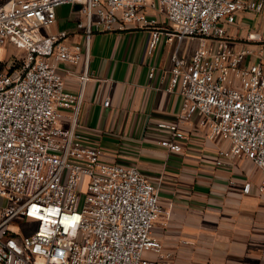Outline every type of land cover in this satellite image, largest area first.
Instances as JSON below:
<instances>
[{
	"label": "built area",
	"instance_id": "1",
	"mask_svg": "<svg viewBox=\"0 0 264 264\" xmlns=\"http://www.w3.org/2000/svg\"><path fill=\"white\" fill-rule=\"evenodd\" d=\"M64 3L79 4L80 17L71 30H51L55 7ZM263 6L264 0L0 1V47L21 52L0 60V264H180L152 233L163 211L157 184L135 164L106 159L79 130L95 31L146 28L149 54L164 36L178 43L196 38L188 60L178 48L171 55L166 90L178 86L182 100L173 120L154 123L157 143L180 152L184 124L207 127L210 138L227 142L215 163L248 159L260 169L263 191L264 66L242 63L246 50L231 48L225 26L238 11ZM72 32L82 33L83 44L68 40ZM61 63L83 64L75 91L65 88ZM250 186L244 182L242 191Z\"/></svg>",
	"mask_w": 264,
	"mask_h": 264
},
{
	"label": "crops",
	"instance_id": "2",
	"mask_svg": "<svg viewBox=\"0 0 264 264\" xmlns=\"http://www.w3.org/2000/svg\"><path fill=\"white\" fill-rule=\"evenodd\" d=\"M3 1V0H0ZM149 12L152 13L151 10ZM51 30L73 29L79 12L74 5L55 7ZM165 24V22H163ZM226 38L234 50L245 49L242 63L264 66V6L243 9L226 25ZM70 42L83 44L80 32ZM149 30L127 24L123 28L95 31L89 48L79 130L89 143L103 147L108 160L138 166L159 188L162 213L152 233L180 264H264V190L258 189L260 169L245 158L215 163L216 150L227 145L212 139L208 128L184 124L182 150L170 152L157 143V120H173L180 109L178 86L167 91L171 55L189 59L197 39L162 37L147 53ZM155 70L148 77L150 66ZM65 88L75 91L76 73L83 69L60 64ZM109 99L104 105L103 100ZM250 181L248 192L242 191Z\"/></svg>",
	"mask_w": 264,
	"mask_h": 264
},
{
	"label": "rangeland",
	"instance_id": "3",
	"mask_svg": "<svg viewBox=\"0 0 264 264\" xmlns=\"http://www.w3.org/2000/svg\"><path fill=\"white\" fill-rule=\"evenodd\" d=\"M21 53L19 50H16L15 48H13L12 46H7L6 44H4L3 46L0 47V60H5L8 57V54L11 55L13 53ZM83 200V195L80 198V204ZM15 225H17L18 223L13 222Z\"/></svg>",
	"mask_w": 264,
	"mask_h": 264
},
{
	"label": "water",
	"instance_id": "4",
	"mask_svg": "<svg viewBox=\"0 0 264 264\" xmlns=\"http://www.w3.org/2000/svg\"><path fill=\"white\" fill-rule=\"evenodd\" d=\"M74 7L77 9L79 7V4H75Z\"/></svg>",
	"mask_w": 264,
	"mask_h": 264
}]
</instances>
